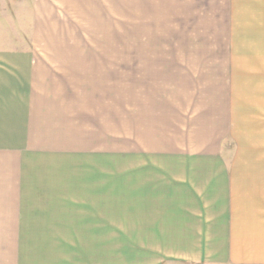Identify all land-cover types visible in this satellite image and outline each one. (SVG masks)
Wrapping results in <instances>:
<instances>
[{
    "label": "crops",
    "instance_id": "1",
    "mask_svg": "<svg viewBox=\"0 0 264 264\" xmlns=\"http://www.w3.org/2000/svg\"><path fill=\"white\" fill-rule=\"evenodd\" d=\"M125 3L131 49L165 53L133 60L124 121L123 62L113 93L92 56L124 50ZM235 35L264 126V0H0V264H264V174L219 164ZM109 100L122 162L165 172L113 174L129 220L108 219Z\"/></svg>",
    "mask_w": 264,
    "mask_h": 264
},
{
    "label": "rangeland",
    "instance_id": "2",
    "mask_svg": "<svg viewBox=\"0 0 264 264\" xmlns=\"http://www.w3.org/2000/svg\"><path fill=\"white\" fill-rule=\"evenodd\" d=\"M127 7L128 4L125 3L124 14L125 17L129 16V19H124V35L121 37L118 34V38H116V40H112L122 42L124 45V50L122 52H114L110 50L95 53L93 52L92 56L93 59L96 55L99 54L98 58L101 60L103 59L104 63L102 65H105L104 67H106V74L104 73L106 76L105 78L110 81L107 83L108 91H112L113 93L114 82L111 83V81L114 80L115 77V54H118V64L120 63V60L123 62L124 121L126 120L127 114H129L131 110V74L133 60H136L137 64L138 60L142 61L143 59H147L148 53L150 54L151 58H159L161 54L165 53L153 51H133L131 49V13L130 9H127ZM232 38L233 49L229 50V52H220V54L227 53L226 56H222L221 60L225 64L224 68L227 69L230 74L228 88L231 92V123L230 131L221 144L219 164L221 166V169L223 168V166H225V168L228 169L229 174H264V126L263 124H261L260 111L255 108L256 103H258L261 99H259L260 92H256L253 90L255 81L250 74V65L252 63L251 53L248 52L247 60V52L244 50V36L235 35L232 36ZM100 68L103 72V66H101ZM116 109L117 111L119 110V108L110 101L109 112L111 113L112 111L113 114L110 115L109 113V132L107 147L102 148L105 153V157H107L106 160L107 174H109V194L113 193V195H109L108 219L129 220L133 217L132 213H125L120 211L123 208H126V203L117 204L115 192L110 191V189L114 188L113 174H143V170H145L144 174H164L165 172L163 162H155L154 165L151 163L147 164L144 169L137 167L134 169L132 164H126L128 160L131 163V159L127 158L128 155H126V153L123 155L124 161L122 162V156L120 155V153H117L116 150V145L118 144L116 141L117 131L115 130L114 115ZM124 125L125 127L127 126L126 122ZM90 159L95 158L93 156ZM92 164H94V162ZM205 166H209L210 169L212 168L214 170L216 164H205Z\"/></svg>",
    "mask_w": 264,
    "mask_h": 264
}]
</instances>
